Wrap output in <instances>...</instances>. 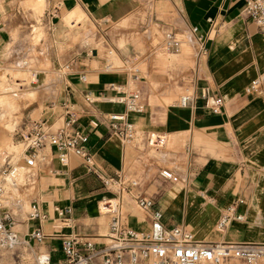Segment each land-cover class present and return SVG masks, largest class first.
<instances>
[{
	"label": "crops",
	"instance_id": "crops-1",
	"mask_svg": "<svg viewBox=\"0 0 264 264\" xmlns=\"http://www.w3.org/2000/svg\"><path fill=\"white\" fill-rule=\"evenodd\" d=\"M57 4L59 15L53 19L48 13ZM244 8L245 0H0V64L28 60L34 50L30 37L34 33L53 35L58 29L61 33L63 16L72 23L84 15L101 30L136 21L140 35L183 36L189 32L195 39L202 36L206 54L198 50L192 60L185 58L167 70L146 50L133 45L116 49L122 63L133 58L138 65H146L148 77L141 72L139 80L127 69H108L95 46L82 48L74 40L46 38L38 49L43 65L38 68L43 70L35 84L30 82L44 90L45 96L30 119H47L58 127L62 123L59 106L69 102L78 115V127L89 134L100 175L138 181L123 199L130 228L146 231L150 227L148 215L132 201L133 194H139L156 203L166 225H185L201 242L264 244V92L260 96L245 93L253 80L264 75V37ZM192 28H197L196 34ZM64 49L71 54L58 53ZM69 63L74 65L73 72L64 80L53 69ZM111 85L127 93L140 92L143 110L127 114L138 129L132 143H123L105 121L126 113L125 106L117 102L123 94L111 90ZM204 87L222 97V114H213L201 100L191 108L162 102L177 95L178 89L198 93ZM87 92L101 99L91 106L84 101ZM97 119L98 126H91ZM46 156L36 170V185L27 190L50 216L43 224L45 233L54 232L49 224L55 220V206L73 208L72 226L62 228L60 234L97 237L106 233L111 214L104 213L100 203L111 199L113 192L78 158L71 157L68 165H62L52 150ZM168 165H173L169 170L178 182L160 176ZM234 202H241L239 213L244 220L218 233L221 212ZM36 226L31 222L17 229L26 238ZM38 249L55 260L62 259L60 238H47Z\"/></svg>",
	"mask_w": 264,
	"mask_h": 264
},
{
	"label": "built area",
	"instance_id": "built-area-1",
	"mask_svg": "<svg viewBox=\"0 0 264 264\" xmlns=\"http://www.w3.org/2000/svg\"><path fill=\"white\" fill-rule=\"evenodd\" d=\"M60 5L49 11L51 18L59 15ZM244 11L248 18L256 24L264 37V0H245ZM197 33V28H192ZM196 43L202 54L207 53L202 36L196 37ZM165 44L168 49L178 51L180 41L173 33L165 34ZM21 67L30 77V82L36 83L43 68H37L30 60H21ZM73 63L58 64L53 70L64 80L73 72ZM108 69H112L107 65ZM134 80L141 78L137 68L127 69ZM85 80V75H81ZM36 86V85H35ZM110 89L123 95L117 102L126 109L124 115H111L105 119L110 130L123 143H132L137 139V127L127 120L128 113H139L144 105L140 92L127 93L111 85ZM264 92V75L253 80L246 88L247 95L260 96ZM101 99L100 95L87 92L84 101L94 105ZM199 100L204 102L213 114H222L224 101L209 87L202 88L198 93L188 92L180 97L177 105L181 108H191ZM53 107V106H52ZM62 123L47 119L31 120L26 124V130L20 134L23 146L20 153L0 152V249L10 250L19 246L33 248L32 243L41 244L47 238L61 239L62 259L55 260L53 255L36 253L35 264H258L264 263V244H233L205 243L196 238L194 232L185 225L168 226L163 222L161 210L153 200L133 194L134 205L150 220L146 231L130 228L125 220L123 207L118 205L113 210L104 213L111 214L108 230L97 237L81 235H62L60 230L72 226L73 208L71 206H55L56 224L54 232L46 234L43 224L48 222L49 214L40 203L28 194L27 190L37 183L36 170L47 160L46 151L52 150L62 165H68L71 157L81 160L86 169L99 178L105 187L115 183L120 194L130 195L138 181L117 175L107 178L100 175L95 166L94 153L90 148L88 132L78 127V115L70 109L69 102L61 104ZM100 120L91 121V126H98ZM18 135V133L16 134ZM160 176L167 181L176 183L179 178L169 169L162 170ZM105 201V200H104ZM109 203L106 200L103 203ZM241 202H234L225 208L216 224L218 233H224L235 222H242L244 215L239 213ZM111 204L108 206L110 207ZM35 222L37 226L22 238L17 229L21 224Z\"/></svg>",
	"mask_w": 264,
	"mask_h": 264
},
{
	"label": "rangeland",
	"instance_id": "rangeland-1",
	"mask_svg": "<svg viewBox=\"0 0 264 264\" xmlns=\"http://www.w3.org/2000/svg\"><path fill=\"white\" fill-rule=\"evenodd\" d=\"M65 17L63 16L59 20L60 25L65 27L61 33H59L58 29L54 31L53 35L34 33L30 37L34 50L31 51V59L29 58L28 60H34L33 63H36L35 66L37 68L38 64L43 66L41 63L42 59L40 58L41 52L38 49L41 45L40 42L46 40V38L56 42L74 40L80 43L82 48L86 45L89 47L95 46L98 49V54L113 70L137 68L140 72H143L145 77H148L146 65L142 63L138 65L137 61L133 58L129 59L127 63H122L116 49L124 50L128 46L133 45L140 51L146 50L154 60L162 63L164 65L163 69L166 70L171 68L175 63H184L185 58L192 60L195 53L199 50L196 39L189 32H186L183 36H176L181 41V46L179 52H175L167 48L165 35L154 37L152 35L138 34L136 21L107 25L101 30L86 21L84 15L75 19L72 23H67ZM128 30H132V34H127ZM58 53L67 57L71 54V51L64 49ZM20 63L21 59H16L0 64V152L20 153L23 146L20 134L26 130V124L30 121L32 111L36 109L45 96L44 90L30 86V77L25 72V69L21 67ZM177 92V95L171 94L172 96L163 98L162 102L166 105H175L181 96L191 92V90L178 89ZM17 133L18 135H16ZM160 145L164 146L162 141ZM155 156L158 155L155 154ZM166 168L172 169L173 165H168ZM101 184L104 186L102 181ZM108 188L114 194L111 199H108L111 206L108 207L110 204L107 202L103 203L105 200L100 203V208L113 210L118 205L123 207V199H127L128 195L126 193L120 194L119 186L115 183H111ZM55 224L56 220L50 222L51 232L52 230L54 231L53 226ZM41 244L32 243V249L23 245L10 250L0 249V264H35V255L39 253L38 248ZM258 264L264 263L260 262Z\"/></svg>",
	"mask_w": 264,
	"mask_h": 264
}]
</instances>
